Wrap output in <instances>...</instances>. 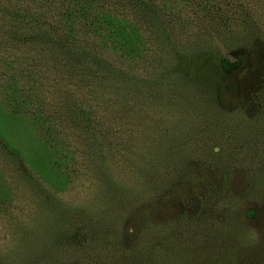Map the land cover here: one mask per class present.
<instances>
[{
    "label": "rangeland",
    "instance_id": "rangeland-1",
    "mask_svg": "<svg viewBox=\"0 0 264 264\" xmlns=\"http://www.w3.org/2000/svg\"><path fill=\"white\" fill-rule=\"evenodd\" d=\"M103 1L141 29L135 60L78 21V52L51 36L0 44V129L59 187L0 149V264H264V0ZM49 2L0 0V19ZM204 56L240 62L218 110L176 96L187 59ZM166 152L170 191L187 160L197 192L124 222L106 176L134 184Z\"/></svg>",
    "mask_w": 264,
    "mask_h": 264
},
{
    "label": "trees",
    "instance_id": "trees-1",
    "mask_svg": "<svg viewBox=\"0 0 264 264\" xmlns=\"http://www.w3.org/2000/svg\"><path fill=\"white\" fill-rule=\"evenodd\" d=\"M49 1L48 9L44 4L41 6L36 4L32 5L33 8L16 9L12 15L0 19V32L3 33L0 36V44H4L2 41H8L24 48L28 46L30 42L28 40L34 39L33 42L37 44H45L46 37L51 36L58 44L63 42L61 46H66L67 51L78 52L82 44L80 34L76 30L78 21L99 36L100 43L107 53L112 52L120 59L129 58L131 61L140 56V46L143 44L141 29L127 17L112 12L103 0ZM25 35H29V38L26 39ZM56 47L51 45V48ZM105 60L108 62L107 55ZM209 60L207 56L187 59L186 62L191 63L183 66L181 70L185 80L178 88L179 93L176 96L182 99L185 94L195 95L203 108L213 110L214 106L218 110L225 96L235 91L230 81L235 67H238L240 62L218 56L215 66L208 68ZM205 61L207 64L203 66ZM194 101L196 102V99ZM228 110H235V107ZM11 144H13L11 139L0 129V149L14 159L22 161L20 172L25 175L29 173L39 175L43 183L55 189L59 188L45 173V165H38L31 157L26 159L24 152L12 147ZM169 156L168 152L162 156L159 172H156L155 162L149 160L144 162L139 182L134 184H126L113 174L106 176L104 188L108 198L107 204L121 209L124 222L152 223L157 218L158 208L172 205L178 202V198L181 200L186 194L197 192L199 170L187 160L181 162L180 169L176 170L175 189L170 191L172 167ZM48 161L60 168L64 159L60 153L55 152L50 153Z\"/></svg>",
    "mask_w": 264,
    "mask_h": 264
}]
</instances>
